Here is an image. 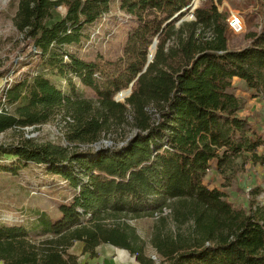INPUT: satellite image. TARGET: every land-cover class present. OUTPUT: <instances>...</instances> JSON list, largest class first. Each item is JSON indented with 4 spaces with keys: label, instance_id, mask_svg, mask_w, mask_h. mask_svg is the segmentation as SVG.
<instances>
[{
    "label": "trees",
    "instance_id": "trees-1",
    "mask_svg": "<svg viewBox=\"0 0 264 264\" xmlns=\"http://www.w3.org/2000/svg\"><path fill=\"white\" fill-rule=\"evenodd\" d=\"M112 1L19 3L14 25L44 70L78 78L94 97L80 94L72 78L64 93L45 72L2 91L19 114L10 125L61 116L66 140L75 147L32 140L0 144V160L8 155L14 161L0 171L17 175L29 164L42 165L76 194L60 206L58 218L38 215L46 238H31L24 226H0V262L77 264L67 250L81 242L91 257L109 244L141 264H156L125 221L156 217L151 244L160 264H264V207L253 200L239 209L204 184L213 161L220 169L264 145L239 116L242 103L232 90L239 78L264 98V0H258L261 30L247 34L241 49L229 47V14L217 5L223 0L202 1L195 19L178 26L194 0H118L135 25L120 61L86 62L65 50L109 12ZM60 8L66 9L62 16ZM156 38L153 62L138 77ZM137 77L125 103L116 102L115 95ZM105 137L114 144L80 148Z\"/></svg>",
    "mask_w": 264,
    "mask_h": 264
},
{
    "label": "rangeland",
    "instance_id": "rangeland-1",
    "mask_svg": "<svg viewBox=\"0 0 264 264\" xmlns=\"http://www.w3.org/2000/svg\"><path fill=\"white\" fill-rule=\"evenodd\" d=\"M20 1L0 0V92L7 85V81L12 85L45 72L46 76L64 93L68 94L70 90L68 79L72 78V86L80 94L87 99L93 98L94 95L81 85L78 78H73L71 75L61 76L52 69L44 70L39 55L35 54L32 46H28L23 41L22 33L14 25ZM202 1L205 0H196L194 6L198 7ZM217 5L220 12L225 11L229 14L228 18L233 15L238 16L244 23L243 33L235 34L231 31L229 47L241 49L247 46L249 43L247 34L261 30L258 0H223ZM194 10L189 8L177 26L183 21H192ZM58 12L62 16L66 13V9L60 8ZM134 27L131 17L120 10L118 0H114L110 3L109 12L102 19L85 27L81 41L78 44L66 46L65 50L86 62L98 64L117 62L123 58L128 36ZM65 60L67 61V58ZM129 89L130 86L127 90L117 93L114 100L124 104L130 97L126 94ZM232 90L242 103L239 116L251 122L264 142V124L255 127L259 124L258 112L252 111L254 103L260 102L262 98L256 97L254 91H249L244 82L236 81L233 83ZM1 97L0 93V144L9 145L32 140L43 145L75 147V144L70 145L66 140L65 124L61 116L49 121L41 118L35 119L31 124L25 121L21 125H10L9 118L19 116L17 106L8 105L6 99ZM112 144L114 142L105 137L97 144L82 145L80 148L99 149ZM13 162L10 156L5 155L0 160V167L4 165L11 167ZM204 184L210 189L222 192L227 200L239 209L247 208L253 200L258 204L259 202L264 204V147L258 148L255 155L244 153L220 169L217 167V162L213 161L204 177ZM75 194L74 189L64 179L49 174L42 165L29 164L17 175L0 171V226H24L31 238H46L47 235H44L42 229L37 226L38 215L45 214L53 219L58 218L60 206L70 203ZM156 220V217H147L125 221L135 227L137 234L145 242L146 258L151 257L156 264H160L151 244ZM83 247V243L75 242L67 250V254L74 257L77 264H141L137 256L109 244L99 246L96 249V257L85 254Z\"/></svg>",
    "mask_w": 264,
    "mask_h": 264
},
{
    "label": "water",
    "instance_id": "water-1",
    "mask_svg": "<svg viewBox=\"0 0 264 264\" xmlns=\"http://www.w3.org/2000/svg\"><path fill=\"white\" fill-rule=\"evenodd\" d=\"M195 1L196 0L193 1V3L191 4L190 8H193V9H196L197 8L196 6H194ZM157 45H158V39L156 38L153 41L152 45L149 47V50H148V62L146 64L145 68L143 69V71L138 75V77L141 74H143L146 71V69L149 66V64L153 62L154 56H155V54L157 52ZM152 51H154V52H152ZM138 77L133 81V83H131L130 89L126 92L127 95L130 96L132 94V88H133L135 82L137 81Z\"/></svg>",
    "mask_w": 264,
    "mask_h": 264
},
{
    "label": "built area",
    "instance_id": "built-area-1",
    "mask_svg": "<svg viewBox=\"0 0 264 264\" xmlns=\"http://www.w3.org/2000/svg\"><path fill=\"white\" fill-rule=\"evenodd\" d=\"M191 19L194 20L195 18L192 17ZM227 22H228V25H229L230 30L233 33H235V34H241V33L244 32V23H243V20L240 17L233 15L230 18H228ZM7 82L8 83H7L6 86L10 85V82L9 81H7ZM4 88H5V86L1 89V92L0 93H2V91L4 90Z\"/></svg>",
    "mask_w": 264,
    "mask_h": 264
},
{
    "label": "crops",
    "instance_id": "crops-1",
    "mask_svg": "<svg viewBox=\"0 0 264 264\" xmlns=\"http://www.w3.org/2000/svg\"><path fill=\"white\" fill-rule=\"evenodd\" d=\"M236 81H240V82H243L241 79L239 78H234L233 80V83H235ZM262 99L260 100V102L258 103H254V106L252 107V111L255 112H258L257 113V116H258V121H259V124H257L255 127H259L261 125L264 124V98L261 97ZM259 132H257L258 134ZM259 135V134H258ZM260 136V135H259ZM264 147V145L262 146ZM256 185V184H255ZM261 206H264V204H262L261 202H259Z\"/></svg>",
    "mask_w": 264,
    "mask_h": 264
},
{
    "label": "bare ground",
    "instance_id": "bare-ground-1",
    "mask_svg": "<svg viewBox=\"0 0 264 264\" xmlns=\"http://www.w3.org/2000/svg\"><path fill=\"white\" fill-rule=\"evenodd\" d=\"M152 52H154V51H152Z\"/></svg>",
    "mask_w": 264,
    "mask_h": 264
}]
</instances>
